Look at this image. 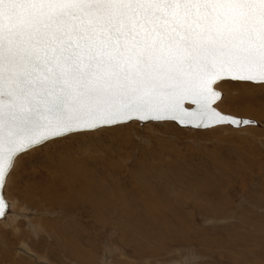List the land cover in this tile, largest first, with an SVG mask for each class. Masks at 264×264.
<instances>
[{
	"label": "snow or ice",
	"instance_id": "obj_1",
	"mask_svg": "<svg viewBox=\"0 0 264 264\" xmlns=\"http://www.w3.org/2000/svg\"><path fill=\"white\" fill-rule=\"evenodd\" d=\"M225 83L264 89V0H0V229L39 242L43 226L4 189L18 157L50 142L255 125L220 109ZM118 251L106 246L104 264ZM168 256L201 259L183 246Z\"/></svg>",
	"mask_w": 264,
	"mask_h": 264
},
{
	"label": "rangeland",
	"instance_id": "obj_2",
	"mask_svg": "<svg viewBox=\"0 0 264 264\" xmlns=\"http://www.w3.org/2000/svg\"><path fill=\"white\" fill-rule=\"evenodd\" d=\"M221 90V110L258 124L210 131L133 124L59 139L20 155L4 196L19 202L18 216L20 205L32 210V223L44 233L37 242L24 228L0 229L7 248L0 264H104L106 246L119 250L108 264H170L176 258L168 250L176 246L192 248L199 264H259L264 89L225 83ZM67 170L70 177L64 176ZM93 194L99 199L97 219L88 202ZM75 242L83 247L80 255ZM21 244L35 255L25 254Z\"/></svg>",
	"mask_w": 264,
	"mask_h": 264
},
{
	"label": "bare ground",
	"instance_id": "obj_3",
	"mask_svg": "<svg viewBox=\"0 0 264 264\" xmlns=\"http://www.w3.org/2000/svg\"><path fill=\"white\" fill-rule=\"evenodd\" d=\"M242 111H243V108H242ZM255 114V113H254ZM70 175V172L67 170L65 173H64V176L65 177H68ZM70 177V176H69ZM70 181V179H68V180H62V182H61V185H64V184H68V182ZM73 186V188L75 187V186H77V185H75V184H72L71 185V187ZM76 188H78V187H76ZM103 188H105V187H103ZM79 189V188H78ZM69 190V189H68ZM111 190V189H110ZM75 191V190H74ZM79 192V191H78ZM104 194V193H103ZM109 196V195H108ZM121 195L120 194H118V195H116L115 197H120ZM94 199H89L88 200V202L89 203H91L90 204V206L92 207L91 209H94V210H91L90 212H92V214H93V217H95L96 219H97V217H98V209L96 210V204L97 203H99V199H98V197L95 195V194H93V196H92ZM69 198H72V196L70 195V197ZM93 200H95L96 202L94 203L93 202ZM112 203H113V201H112ZM111 203V204H112ZM110 204V205H111ZM115 204V203H114ZM99 207V206H98ZM116 207V206H115ZM164 218V217H163ZM12 219V218H11ZM170 227H168V229H169ZM171 229V228H170ZM214 230V229H213ZM153 231V230H152ZM220 232L221 230H215L214 232ZM213 232V231H212ZM14 233V232H13ZM220 233H225V232H220ZM223 235V234H222ZM226 235V234H225ZM225 235H224V237H225ZM78 236V235H77ZM79 237V236H78ZM245 237V236H244ZM73 238H75L76 239V237H73ZM209 241H210V237L209 238H207ZM205 240V241H208V240ZM228 239V235H226V240ZM233 239V238H232ZM78 240H80V239H78ZM70 243H72V242H70ZM75 244H76V247L78 248H76L75 246H74V248H75V252H77L78 253V255H80L81 254V251L83 250V247L80 245V244H78V243H76L75 242ZM74 244V245H75ZM3 244H1L0 243V252L5 256V253L7 252V248L6 247H4V245L2 246ZM70 253V252H69ZM76 254V253H75ZM74 254V255H75ZM74 257H76V255L74 256ZM256 258V257H255ZM29 264H31V263H29Z\"/></svg>",
	"mask_w": 264,
	"mask_h": 264
},
{
	"label": "water",
	"instance_id": "obj_4",
	"mask_svg": "<svg viewBox=\"0 0 264 264\" xmlns=\"http://www.w3.org/2000/svg\"><path fill=\"white\" fill-rule=\"evenodd\" d=\"M227 113V112H226ZM228 114H231V113H228ZM232 115H235V114H232ZM235 116H238V117H242V118H250V117H245V116H239V115H235ZM250 119H253V118H250ZM253 120H255V119H253ZM256 121V120H255ZM258 124V122L256 121V124L255 125H257ZM255 125H252V126H255ZM246 127H248V126H246Z\"/></svg>",
	"mask_w": 264,
	"mask_h": 264
}]
</instances>
